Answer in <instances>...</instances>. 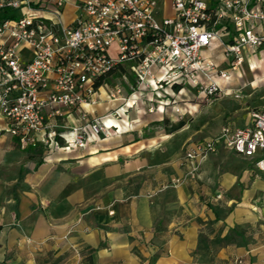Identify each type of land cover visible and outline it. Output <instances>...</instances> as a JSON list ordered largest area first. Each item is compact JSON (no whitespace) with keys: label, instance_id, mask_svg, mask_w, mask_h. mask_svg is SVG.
Wrapping results in <instances>:
<instances>
[{"label":"crops","instance_id":"crops-1","mask_svg":"<svg viewBox=\"0 0 264 264\" xmlns=\"http://www.w3.org/2000/svg\"><path fill=\"white\" fill-rule=\"evenodd\" d=\"M78 1L63 0L72 8L65 22L61 8L64 25ZM38 11L55 19L49 5ZM213 49L222 53L203 51ZM21 54L31 55L26 47ZM259 63L250 60L249 68ZM218 81L222 97L238 79ZM56 108L44 110L47 130L60 121L81 124L101 106ZM249 115L219 131L250 125ZM7 126L0 110V264H264V169L256 164L264 153L245 157L218 145L195 158L191 178L186 152L219 131L195 134L167 164L152 155L138 161L139 134H116L61 158L59 150L47 155L42 142L19 143Z\"/></svg>","mask_w":264,"mask_h":264},{"label":"built area","instance_id":"built-area-1","mask_svg":"<svg viewBox=\"0 0 264 264\" xmlns=\"http://www.w3.org/2000/svg\"><path fill=\"white\" fill-rule=\"evenodd\" d=\"M47 4L55 19L36 13ZM63 4L0 0V11L17 13L0 19V110L8 120L7 131L23 145L47 144L54 137L47 130L46 107L59 113L56 106L96 104L101 86L96 83L125 65L133 76L129 94L121 97L116 89L111 99H122L126 106L129 101L152 104L166 84H189L210 100L222 91L218 80L229 75L202 51L221 48L234 69L244 52L264 46V0H79L67 25L61 21ZM24 47L29 58L21 54ZM251 117L250 125H225L187 151L189 176L195 177V158L218 145L245 157L264 153V111L253 110ZM85 126L95 133L105 128L95 117L74 128L79 145L82 136L77 134ZM256 164L264 169V155Z\"/></svg>","mask_w":264,"mask_h":264},{"label":"rangeland","instance_id":"rangeland-1","mask_svg":"<svg viewBox=\"0 0 264 264\" xmlns=\"http://www.w3.org/2000/svg\"><path fill=\"white\" fill-rule=\"evenodd\" d=\"M158 2L161 4L162 0H158ZM41 12L37 13L42 15ZM62 12V19L65 22L72 15V8L66 3ZM114 47L115 45L111 47V51ZM258 50L244 52L243 61L236 66H239V69L244 68V76L237 68L232 69L220 50L213 49L211 52L203 51L201 53L203 56L208 55L220 68H225L229 77L238 79L237 83L230 85L232 89L230 95L222 96V94L220 95L222 97L217 96L210 100H206L189 84H184L177 90L166 84L159 90L160 98H155V94L149 92L155 98L152 104L138 101L131 105L132 103L129 101V106H126L122 99H111V94L116 89H120L121 97L129 94V85L133 83V76L130 68L125 65L108 74L102 80L97 102L101 108L99 111H94V116L86 114L81 124L71 122L66 125L60 121L58 127L52 126L55 132L52 140L41 145L45 147L44 150L49 152L47 155H51L52 149V151L59 150L58 155L61 158H69L72 153L76 152V148L95 143L98 140L121 133H130L132 138L139 134L135 138L140 141L138 145H141L143 149L141 152L133 154L137 155L136 158H140L138 161L146 162L148 156L152 155L158 158V161L163 159L167 164H171L172 159L175 161L180 158L185 144L194 138L195 134H198L199 137L205 136V134L211 135L218 132L226 121L234 123L245 121L250 118L249 114L253 110H264V62H261L264 61V54H260L262 52L259 53ZM250 60H253L254 63L258 60L260 62L258 67L249 68ZM232 93L238 94V96L234 97L231 95ZM162 104H165L163 114H155V110L158 112L160 110L159 107L158 109L155 107L161 106L162 108ZM150 106H154L151 112L148 111ZM94 117L105 128L95 133L91 132V128L85 126L84 132L77 134L82 136V145H79L80 140L76 137L74 128L90 123ZM133 155H131L132 158ZM258 155L260 154L258 153Z\"/></svg>","mask_w":264,"mask_h":264},{"label":"trees","instance_id":"trees-1","mask_svg":"<svg viewBox=\"0 0 264 264\" xmlns=\"http://www.w3.org/2000/svg\"><path fill=\"white\" fill-rule=\"evenodd\" d=\"M16 16V11L11 9V8H7L3 11H0V19H3V18H8V17H15ZM102 84V80H99L97 83H96V86L98 85H101ZM172 87L177 90L181 87V85L179 84H173Z\"/></svg>","mask_w":264,"mask_h":264},{"label":"bare ground","instance_id":"bare-ground-1","mask_svg":"<svg viewBox=\"0 0 264 264\" xmlns=\"http://www.w3.org/2000/svg\"><path fill=\"white\" fill-rule=\"evenodd\" d=\"M230 92V91H229ZM132 103V102H131ZM87 105H89V104H87Z\"/></svg>","mask_w":264,"mask_h":264}]
</instances>
